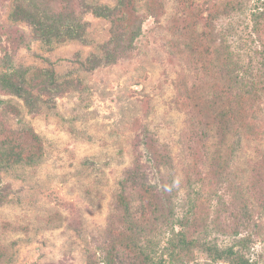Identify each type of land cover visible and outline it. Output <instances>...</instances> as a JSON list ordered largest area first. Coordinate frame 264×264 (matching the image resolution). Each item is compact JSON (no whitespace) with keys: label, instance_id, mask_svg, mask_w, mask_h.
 Instances as JSON below:
<instances>
[{"label":"rangeland","instance_id":"1","mask_svg":"<svg viewBox=\"0 0 264 264\" xmlns=\"http://www.w3.org/2000/svg\"><path fill=\"white\" fill-rule=\"evenodd\" d=\"M13 1L0 0V72L7 51L15 67L53 69L74 85L38 113L0 89L1 139L30 128L45 145L38 165L2 176L0 264H106L115 247L116 264H145L125 245H114L112 235L124 230L116 199L137 159L152 185L171 176L177 192L174 220L143 225L149 234L141 247L152 264H231L213 263L199 246L177 248L173 258L171 241L177 244L181 234L234 247L264 264V97L241 100L222 92L214 47L204 34L216 15V38L233 39L247 64L264 44V27L262 42L253 31L258 0H136L143 27L134 49L96 68L87 60L107 41V21L82 14L87 43L47 46L28 27L8 25ZM97 1L117 2L72 4L81 15V2ZM154 3L157 17L148 11ZM228 4L243 9L226 15ZM148 142L170 156V169L154 168Z\"/></svg>","mask_w":264,"mask_h":264},{"label":"trees","instance_id":"2","mask_svg":"<svg viewBox=\"0 0 264 264\" xmlns=\"http://www.w3.org/2000/svg\"><path fill=\"white\" fill-rule=\"evenodd\" d=\"M72 2L74 3V0H60L61 4H58L57 0H14L8 11V25L28 27L33 40L47 46L62 45L68 42L85 44L87 43L88 23L83 20L82 14L91 13L95 18L109 23L107 41L98 46L99 52L96 51L87 60L91 68L103 64H114L134 49L136 40L142 35L143 27V21L136 9V0H117L115 6L99 1L81 2V15L78 14ZM183 3L187 5L185 7L190 8L188 2L183 1ZM258 3L259 7L257 6L252 13L253 31L256 42H262L264 0H258ZM242 9L240 4H228L224 8V14L229 15ZM148 11L154 17L159 16V7L155 3ZM213 18L216 19V15L210 16L207 20L208 29L204 34L214 47L215 62L221 76L222 92L241 100L263 98L264 44L262 43L263 49L258 47L255 49L254 57L250 56V61L245 64L243 48H238L237 44L233 43V39L231 40L227 34H221L219 40L216 38ZM196 19L197 17L193 15L189 20L192 29V24ZM12 61L10 54L5 51L2 60L3 68L0 72V89L19 97L29 113L40 112L42 105H49L56 96L65 93V89L74 85L73 81L67 79L64 82L60 81L53 69L17 68ZM147 147L153 166L159 173L162 167H165L166 171L171 168L169 167L171 158L168 154L163 155L156 152L152 143L148 142ZM44 155L43 140L30 128L18 133L17 138L1 139L0 134V197L4 198L1 196V180L5 172L18 166H36ZM161 182L157 186L152 185L149 182L146 166L140 159H137L120 182V191L116 199L117 209L121 212L120 223L125 226H122L124 230L112 233L115 236L113 244L120 247L125 245L137 257H143L145 264H152V262L146 250L141 247V241L149 234L146 233L148 229H143V225L167 224L175 218L174 197L177 192L174 181L170 176L167 180L162 179ZM241 190L244 192L242 186ZM134 193L138 195L137 199L133 197ZM151 226L150 230H152ZM233 233L232 235L238 234ZM177 244L175 240L171 241L173 251L170 255L173 258L178 257L175 251L177 248L189 251L190 246H199L213 263L223 261L231 264H255L234 247L220 249L216 244L188 241L184 234L178 237ZM114 250L116 255L110 254L105 261L106 264H116V259H119L117 254L119 249L115 247ZM159 264L168 263L161 261Z\"/></svg>","mask_w":264,"mask_h":264}]
</instances>
